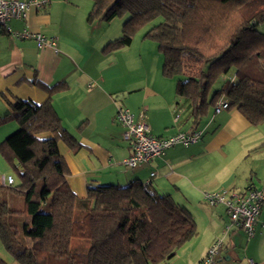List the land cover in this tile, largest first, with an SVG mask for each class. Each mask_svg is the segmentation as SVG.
I'll return each instance as SVG.
<instances>
[{
	"label": "trees",
	"instance_id": "obj_1",
	"mask_svg": "<svg viewBox=\"0 0 264 264\" xmlns=\"http://www.w3.org/2000/svg\"><path fill=\"white\" fill-rule=\"evenodd\" d=\"M91 23L129 18L121 36L103 48L111 54L132 45L137 32L163 56L162 75H183V56L202 62L200 75L178 81L176 95L192 105L194 131L220 100L253 126L264 123V0H95ZM231 76V77H229ZM223 82L220 88L214 86ZM43 104L16 100L0 126L18 130L0 143V156L18 184L0 190L24 197L23 209L0 203V240L19 264H161L197 236L192 215L170 195L138 180L126 186H91L79 199L69 188L58 142L79 147L65 129L52 97L66 85L46 87ZM228 109V110H229ZM192 133V132H191ZM49 134L48 138H40ZM0 264H7L0 260Z\"/></svg>",
	"mask_w": 264,
	"mask_h": 264
},
{
	"label": "crops",
	"instance_id": "obj_2",
	"mask_svg": "<svg viewBox=\"0 0 264 264\" xmlns=\"http://www.w3.org/2000/svg\"><path fill=\"white\" fill-rule=\"evenodd\" d=\"M39 1L46 4L32 7L25 21L14 20L10 27L14 32L28 29L56 39L57 51L49 46L40 49L33 40L14 39L0 32V117L11 112L16 100L38 105L46 102L49 95L39 83L46 87L66 85V90L53 95L52 104L79 144L73 150L63 141L58 142L69 170L67 183L79 199L87 197L91 186H126L138 180L160 195H170L192 215L197 226V236L173 259L161 264H199L218 238H224L225 246L215 264H264V207L255 237L248 241L235 227L225 234L230 225L226 210L204 201L209 191L242 192L264 186V142L258 127L236 109L209 119L205 116L195 128L203 133L197 143L179 144L162 158L134 169L125 167L123 161L130 157L131 148L123 139V128L115 121L119 108L129 109L136 116L143 111L152 135L169 138L193 132L192 105L177 97V84L170 87L165 83L160 53L153 55V69L137 83H132L124 68L117 70L116 62L99 66L96 58L93 63V57L103 53L108 40L101 37L99 46L102 39L90 33L86 16L91 10L82 8L83 0ZM141 41L144 44L149 40ZM144 51L139 53L140 61ZM17 130L16 122L0 126V143ZM249 158L257 165H241V159ZM0 260L19 264L4 250L1 240Z\"/></svg>",
	"mask_w": 264,
	"mask_h": 264
},
{
	"label": "built area",
	"instance_id": "obj_3",
	"mask_svg": "<svg viewBox=\"0 0 264 264\" xmlns=\"http://www.w3.org/2000/svg\"><path fill=\"white\" fill-rule=\"evenodd\" d=\"M46 4L39 0H0V32L5 31L14 39L33 40L38 48L52 47L56 49V39L41 33H34L28 29L14 32L10 23L14 20L25 21L32 7L41 8ZM229 109V102L220 100L215 105V114ZM115 121L123 128V139L131 148V155L123 161L125 167L134 169L150 161L162 158L166 151L176 145L189 146L197 143L203 133L196 130L192 133H178L169 138H158L152 135L151 129L142 111L140 116L126 108H119L115 114ZM16 183L13 176H2L0 184L12 187ZM204 201L210 206H222L230 219L225 234L231 227L243 231L248 241L256 234V225L264 207V186L260 189L251 188L242 192L229 189L209 191L204 194ZM225 246L224 238L216 239L208 249L199 264H215Z\"/></svg>",
	"mask_w": 264,
	"mask_h": 264
},
{
	"label": "rangeland",
	"instance_id": "obj_4",
	"mask_svg": "<svg viewBox=\"0 0 264 264\" xmlns=\"http://www.w3.org/2000/svg\"><path fill=\"white\" fill-rule=\"evenodd\" d=\"M82 8H89L90 10H94L96 7L95 0H83ZM74 2V0H73ZM94 7V9H92ZM88 13L86 16V20L88 21V16L92 12ZM129 18L128 15L120 18H115L111 22H103L100 20V17L94 18V20L90 23V33L95 37V39H102L108 40L105 42V45L109 41H114L118 39L122 34V26L126 22V20ZM162 20L158 19L152 24L148 25L144 29L137 32L133 39V44L130 48H126L125 50H118L116 52H113L108 57L104 55L103 53L97 54V56L93 57V63L96 61L97 58V65L102 66V64H111L112 61L116 62L117 64V70L124 68L125 72H129L131 79L134 82H139L140 80H143L150 69H153L154 64V56L155 54H158L157 45L153 41H148L142 44L141 38L146 34L148 30H150L153 26L161 23ZM260 30L264 33V24L260 26ZM102 37V38H101ZM103 41L100 40L98 42V45L100 46ZM95 43V42H94ZM103 45L101 49L105 46ZM145 50V57L143 58V61H140L139 53ZM159 55V54H158ZM161 56V55H160ZM163 57V56H161ZM184 65H185V71L183 75L177 78H166V84H169L170 87L174 85L176 86L177 82L180 81H186L188 78L191 77H198L200 75V71L202 68V62L201 60H198L190 53H186L183 56ZM147 71V72H146ZM128 74V73H127ZM231 77V76H229ZM227 77L225 81L218 82L213 90H216L220 88V85L223 82L228 81L230 78ZM167 87V86H166ZM215 115V107H211L209 109L207 118H212ZM209 116V117H208ZM257 132L260 134V136L263 138L264 142V123L257 126ZM12 135V133H11ZM10 136V135H8ZM241 165H257L255 162L250 160V158L246 161L244 159L240 160ZM8 173H11L13 177H15L16 184H18V178L16 174L13 172L11 166L0 156V178L2 176H8ZM3 201H6L8 203V206L12 209H23L24 207V197L20 194L14 193V192H4L0 190V203Z\"/></svg>",
	"mask_w": 264,
	"mask_h": 264
}]
</instances>
